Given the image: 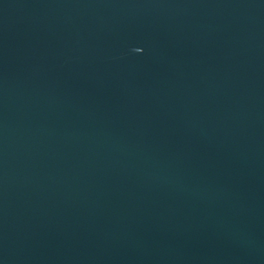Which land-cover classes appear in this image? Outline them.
Segmentation results:
<instances>
[{
	"label": "water",
	"instance_id": "1",
	"mask_svg": "<svg viewBox=\"0 0 264 264\" xmlns=\"http://www.w3.org/2000/svg\"><path fill=\"white\" fill-rule=\"evenodd\" d=\"M0 264H264V0H0Z\"/></svg>",
	"mask_w": 264,
	"mask_h": 264
}]
</instances>
